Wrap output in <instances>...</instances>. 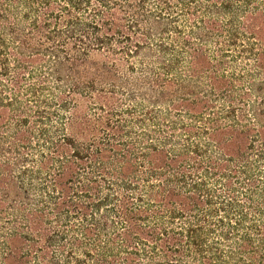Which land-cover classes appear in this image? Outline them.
I'll return each instance as SVG.
<instances>
[{"label":"trees","instance_id":"1","mask_svg":"<svg viewBox=\"0 0 264 264\" xmlns=\"http://www.w3.org/2000/svg\"><path fill=\"white\" fill-rule=\"evenodd\" d=\"M0 264H264V0H0Z\"/></svg>","mask_w":264,"mask_h":264}]
</instances>
